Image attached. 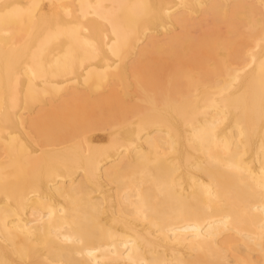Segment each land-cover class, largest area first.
<instances>
[{"label":"bare ground","instance_id":"1","mask_svg":"<svg viewBox=\"0 0 264 264\" xmlns=\"http://www.w3.org/2000/svg\"><path fill=\"white\" fill-rule=\"evenodd\" d=\"M0 264H264V0H0Z\"/></svg>","mask_w":264,"mask_h":264}]
</instances>
